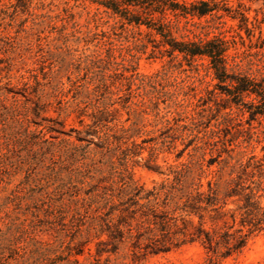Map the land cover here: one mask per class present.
I'll return each instance as SVG.
<instances>
[{"label": "rangeland", "instance_id": "rangeland-1", "mask_svg": "<svg viewBox=\"0 0 264 264\" xmlns=\"http://www.w3.org/2000/svg\"><path fill=\"white\" fill-rule=\"evenodd\" d=\"M229 1L230 5H234L236 0ZM28 2L37 21L63 30V36L46 32L47 39L41 42L44 52H38L37 43L29 39L17 41L7 55H1L10 58L13 66L9 78L1 80L0 88L8 84L19 91L25 83L33 85L35 77L39 83V101L45 110L37 118L30 116L29 121L37 123L29 124V130L34 135H23L17 131L19 127L15 120L5 115L2 109L5 98L0 89V164L8 171V175L4 176L6 184L0 185V264H95L90 257L94 254L95 240L86 244L80 255H74L73 249L67 247L83 217L67 225V218L62 222L59 220L58 205L68 206L83 215L80 204L69 203L66 196L62 202L51 201L39 190L48 182L44 175L48 174L50 158L44 153L45 144L41 142V136L55 137L50 139L56 144L52 155L65 165L62 177L86 181L91 175L92 163L111 159L116 164L121 160L120 151L114 144L108 145L109 152L99 147L106 135L119 136V130H127V136H134L122 145L121 150L131 142L144 148L138 157L133 158L136 162L133 176L140 184L151 187L163 176L148 171L146 164L152 165L155 171L166 172L169 165L186 162L187 152L190 151L177 159L176 154L183 147L182 141L176 140L174 149L167 150L160 144L168 135L164 132L172 127L174 130L169 135L178 136L182 126L191 127L199 119L198 114L204 107L202 104L207 101L208 93L216 88L217 81L213 79L206 59H197L187 65L179 57L173 60L160 57L156 50L151 52L152 47L145 35L147 30L143 26L139 29L127 25L121 27L117 17L88 2ZM243 2L249 8L246 15L251 21L248 24L250 31L238 30L237 21L229 18L224 19L225 25L220 31L224 32L225 38L233 41L227 52L231 67H234L231 57L239 56L235 60L239 66L233 71L247 73L259 81L264 79V24L254 23L252 16L254 10L261 8L264 11L263 1ZM217 34L218 31H212L208 37ZM93 35L96 39H92ZM175 36L178 37V34ZM107 55L117 62L121 59L129 61L137 75L145 78L144 83L151 78L154 90L149 84L137 89L139 82L135 81V85L131 86L132 97L127 96L125 91L118 92L124 88L121 86L123 82L113 77L114 70L110 64L104 70L106 90L87 95L91 75L83 68L94 57L106 58ZM94 71L97 72L96 69ZM11 101L8 99L5 103L10 104ZM17 106L28 119L25 112L28 105L19 95ZM100 111L104 112L102 120L95 128L96 134L87 136L86 139L92 142L85 147L86 142H78L77 138L85 137L86 125H91L89 115ZM226 113L231 115L222 121ZM79 118L83 120L82 125L78 122ZM216 126L220 134L234 139L235 151L242 153L244 158L249 155L264 156V116L249 121L247 112L241 113L232 107L231 111L222 110L216 121L211 120L209 129L215 131ZM205 158L209 155L206 154ZM101 168L106 171V166ZM1 170L2 167L0 174ZM207 179H202L204 185ZM14 189L18 199L9 202ZM32 189H35L34 192ZM106 258L104 256L100 264H208L207 256L198 244L145 258L134 257L127 248L120 247ZM218 264H264V231L254 235L241 254Z\"/></svg>", "mask_w": 264, "mask_h": 264}, {"label": "trees", "instance_id": "trees-1", "mask_svg": "<svg viewBox=\"0 0 264 264\" xmlns=\"http://www.w3.org/2000/svg\"><path fill=\"white\" fill-rule=\"evenodd\" d=\"M72 1L88 2L102 8L117 17L121 27L127 25L139 29L143 26L147 30L145 35L152 47L151 52L156 50L160 57L165 56L169 60L179 57L187 65L197 59H206L217 83L216 88L208 93L207 101L203 102L199 119L191 127L182 126L178 136L169 135L174 130L172 127L164 132L168 135L160 144L167 150L174 149L176 140L182 141L183 147L177 152V159L190 151L187 152L186 162L169 165L166 172L155 171L152 165L146 164L148 171L163 176L151 187L140 184L133 176L136 164L133 158L138 157L144 148L131 142L121 150L122 145L134 136H127V130H119V136L106 135L99 147L109 152L108 145L114 144L120 151L121 160L116 164L111 159L92 163L91 175L86 181L63 178L61 173L65 165L52 155L56 144L50 139L55 137L41 136L40 140L45 144L44 153L50 155L48 174L44 175L48 182L39 188L41 194L54 202H62L66 196L69 203H79L83 209L81 215L75 209L58 205L59 220L62 222L67 218L66 225L83 217L67 247L73 249L74 255H80L84 246L95 240L94 254L90 255L95 264H100L104 256L106 260V257L115 254L120 247L127 248L134 257L145 258L198 244L204 250L208 264H218L238 256L254 235L264 231V156L249 155L244 158L242 153L235 151L237 146L233 145V138L220 134L217 126L215 131L209 128L211 120L216 121L222 110L231 111L232 107L241 113L247 112L249 121L264 116V79L257 81L247 73L233 71L239 66L235 63L239 56L231 57L234 62V67H231L227 52L233 41L225 38L224 32L220 31L225 25L224 19L229 18L237 21L238 30L249 32L251 21L246 15L249 8L243 0H236L234 5H230L229 0ZM254 12L252 21L264 24V11L259 8ZM201 20H204L203 23ZM62 31L37 21L29 9L28 0H0V82L9 78L13 66L10 58L1 55H7L17 41L33 39L38 52H44L41 44L47 39L44 34L56 32L58 36H63ZM212 31H218V34L208 37ZM95 37L93 35L92 39ZM110 64L114 70L113 77L123 82L121 86L124 88L118 92L125 91L127 96L132 97L131 86L135 85V81L139 82L137 89L149 84L154 90L151 78L144 83L145 78L137 75L129 61L121 59L117 62L107 55L106 58L94 57L83 68L91 75L87 95L106 90L104 70ZM38 86L37 79L33 77V85L25 83L19 91L8 84L0 88L5 98L2 109L6 116L15 120L19 127L17 131L23 135H34L29 130V124L37 123L29 121L30 116L37 118L45 110L39 101ZM18 95L28 105L25 108L28 119L18 109ZM8 99L12 100L10 104L5 103ZM103 113L89 115L91 125H86L85 137L77 138L78 142H86L85 147L91 144L92 140L86 138L96 134L95 128L100 124ZM230 115L226 113L222 121ZM78 122L83 124L80 118ZM91 128L94 129L90 132ZM206 154L209 155L207 159ZM103 166H106V171L102 170ZM0 167L3 168L1 185L5 183L4 176L8 175V171L1 164ZM203 178H209L205 185ZM10 196L9 202L18 199L15 189Z\"/></svg>", "mask_w": 264, "mask_h": 264}]
</instances>
